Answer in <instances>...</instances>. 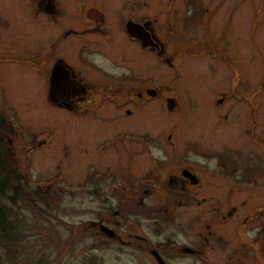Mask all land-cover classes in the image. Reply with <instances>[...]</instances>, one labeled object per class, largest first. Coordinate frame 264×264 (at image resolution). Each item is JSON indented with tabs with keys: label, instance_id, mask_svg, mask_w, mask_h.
I'll list each match as a JSON object with an SVG mask.
<instances>
[{
	"label": "rangeland",
	"instance_id": "374dc122",
	"mask_svg": "<svg viewBox=\"0 0 264 264\" xmlns=\"http://www.w3.org/2000/svg\"><path fill=\"white\" fill-rule=\"evenodd\" d=\"M121 5L163 41L157 63L122 44V72L151 79L159 97L124 105L122 120L116 107L92 111L85 100L58 107L41 57L50 62L70 29L58 52L73 61L90 40L85 10ZM0 112L15 127L7 138L22 177L18 193L0 197L13 227L0 232V264H157L142 245L168 241L190 250L167 264H228L244 242L240 220L250 218L251 237L264 222V0H0ZM188 166L199 185L182 177ZM42 188L55 198H41ZM100 219L113 237L96 232ZM203 223L214 232L201 254ZM136 235L146 243L122 244ZM246 264L259 263L250 255Z\"/></svg>",
	"mask_w": 264,
	"mask_h": 264
},
{
	"label": "flooded vegetation",
	"instance_id": "af4514ba",
	"mask_svg": "<svg viewBox=\"0 0 264 264\" xmlns=\"http://www.w3.org/2000/svg\"><path fill=\"white\" fill-rule=\"evenodd\" d=\"M85 11V17L88 25L82 33H84V31L90 32L85 33L90 37V40L81 45V47L77 50L78 53L76 54V59L73 60L75 62L71 61V58H67L64 54L58 52L60 51L62 39L66 38L69 32H72L70 29L65 30L64 35L61 34L62 36L57 39V43H54V41L51 44L53 49L50 51L51 54H48L51 58L50 62L46 60L47 54H43L41 57V69L45 73L46 80L48 81L47 83H49V99L52 103L61 108L77 107V103L80 100H85L87 105H89L88 109H91L92 111H95L96 106H103L107 111L111 110L113 108L112 106H114L116 107L115 109L119 110V115L117 116L118 120H122V108L124 105L130 102L141 104L143 101L148 102L151 99H157L159 97L158 90L153 86L151 79L149 82L148 79H142V81H139L136 77L140 75L135 71H130L129 73L122 72V44L127 42L132 46V48H137L143 52L149 53L154 62L157 63L158 59H162L165 55L163 41L152 27V23L149 21V18L147 19L146 17L136 19L137 17L132 16V14L130 16L127 14L123 16L122 5L112 9L105 8L103 11H100L95 6H91ZM108 14L113 20V22H109L110 26H107L106 24V17ZM170 16L172 17L171 12L167 14V19ZM129 21H133L134 23L143 26L144 32L146 33L151 45L144 46L142 39L134 37L130 34L127 27V23ZM111 29L117 30L112 32ZM56 35L58 34H55V36ZM45 50L46 48L44 51ZM64 50H68V47H65ZM26 62L29 61L26 60ZM47 64H49V66H47ZM55 70H57L58 73L56 76V85L58 89L56 90L55 95L52 96V75ZM127 82L129 83L127 84ZM122 98H124V100H122ZM170 99L174 101L171 97L167 98V106L168 109L172 110L174 109L176 103L174 101V105L171 107L169 105ZM100 101L103 103L100 104ZM221 101L222 100L220 99L219 102ZM134 112L135 110L133 108H126L128 116L133 115ZM118 136L122 137V132L118 134ZM217 164L222 171L229 174L233 173L234 170H237V167H228L221 160H219ZM180 173L182 177L187 180L189 185L191 184L190 186L199 185L197 173L191 166L181 168ZM95 174H98V172ZM173 181L174 180L170 178L168 185H171ZM172 187L177 188V185L175 184V186L173 185ZM217 204H219L218 201ZM118 212L119 211H116V214H118ZM230 214L232 213L228 212L229 216ZM249 220V217L240 220L238 229L241 240H244V242H250L249 246L245 245L243 242L242 245L229 255L227 258L228 264H246L250 255L255 257L259 264H264V222L262 224L259 223L257 235L255 237L252 235L251 237L248 236V230L246 229ZM256 223H253V225ZM100 224H103L102 219L97 221V225L94 229H100ZM205 225V223L201 225L205 239L204 243L202 241L203 245L200 247L201 254L203 253L206 241L211 239V234L214 232L208 225L207 228L209 230L205 229L208 232L206 233L204 230ZM105 237H107L106 234ZM115 237L119 238L118 235ZM134 238L137 243L136 241L132 242V240L122 239V244L141 247V242L146 243V239L142 236L136 235ZM217 239L220 241L223 238L222 236H219ZM171 242L176 243L175 241ZM159 244L161 243H156V245L152 248H147V246H144L143 244L142 247H144L148 253L153 255L157 264L160 263L154 255V251H156L167 264L168 261L166 258L168 255L163 250L158 249ZM223 245H225V242H221L220 246ZM179 249L181 250L180 247ZM187 250L190 249L188 248ZM187 250L185 251L188 252ZM250 250L251 254H249ZM185 251H182L183 254L181 256L187 255Z\"/></svg>",
	"mask_w": 264,
	"mask_h": 264
},
{
	"label": "trees",
	"instance_id": "16d2710c",
	"mask_svg": "<svg viewBox=\"0 0 264 264\" xmlns=\"http://www.w3.org/2000/svg\"><path fill=\"white\" fill-rule=\"evenodd\" d=\"M194 3L197 7L198 5L196 2ZM14 128L15 127L13 126L10 118H8L4 113L0 112V197L7 194L9 189H12L16 194L21 188L19 179H22V177L20 175L17 151L14 147V144H12L7 138L9 135L13 136ZM42 189H39L41 198L49 199L51 196L55 198V193L52 190L43 189L42 191ZM152 213L158 218L164 220L166 219V215L163 214V212L153 211ZM12 229L13 227L10 226L6 219V210L0 205V232H8ZM96 232L105 236L99 228L96 229ZM2 234L3 233H0V236ZM1 242L2 241L0 237V244ZM158 249L163 250L167 255L170 256L183 254V252L179 249V246L171 241L159 244Z\"/></svg>",
	"mask_w": 264,
	"mask_h": 264
},
{
	"label": "water",
	"instance_id": "95a60500",
	"mask_svg": "<svg viewBox=\"0 0 264 264\" xmlns=\"http://www.w3.org/2000/svg\"><path fill=\"white\" fill-rule=\"evenodd\" d=\"M127 27L128 30L130 32V34L134 37L140 38L143 40V45L147 46V45H151V43L148 40V37L146 36V33L144 32V28L142 25L134 23L133 21H129L127 23ZM57 70L54 71L53 75H52V89H51V95L54 96L56 93V90L58 89L57 85H56V76H57ZM169 105L172 107L174 105V101H172L171 99L169 100ZM91 225H97V222H91ZM100 229L102 232H104L107 236L109 237H113L116 233L113 229H111L110 227L104 225V224H100ZM154 255L157 257L158 261L160 264H166L165 261L163 260V258L156 252L154 251Z\"/></svg>",
	"mask_w": 264,
	"mask_h": 264
}]
</instances>
